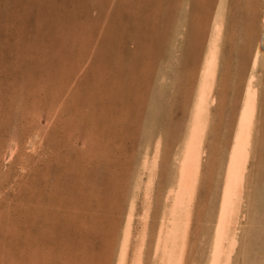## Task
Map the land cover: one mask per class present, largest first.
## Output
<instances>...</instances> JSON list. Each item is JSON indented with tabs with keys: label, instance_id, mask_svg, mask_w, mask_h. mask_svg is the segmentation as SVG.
I'll return each mask as SVG.
<instances>
[{
	"label": "rangeland",
	"instance_id": "1",
	"mask_svg": "<svg viewBox=\"0 0 264 264\" xmlns=\"http://www.w3.org/2000/svg\"><path fill=\"white\" fill-rule=\"evenodd\" d=\"M144 4L156 14L151 54L142 48L127 59L119 56V0H0V264H113L148 129L164 140L145 253L150 258L201 53L219 22L228 42L183 262L204 264L264 0ZM147 63L157 68L147 72ZM261 76L264 94V68ZM261 100L233 264H264Z\"/></svg>",
	"mask_w": 264,
	"mask_h": 264
},
{
	"label": "bare ground",
	"instance_id": "2",
	"mask_svg": "<svg viewBox=\"0 0 264 264\" xmlns=\"http://www.w3.org/2000/svg\"><path fill=\"white\" fill-rule=\"evenodd\" d=\"M261 22L260 33H258L254 52L249 62V72L243 78L238 103L239 111L236 115L231 141H229L227 158L225 156L223 179L220 178L222 179L221 191L213 219L208 255L204 264H233L232 258L239 244L238 226L242 215L248 166L253 150L255 124L263 103L261 99L264 97L261 87V75L264 68V7ZM224 33L225 26L217 22L212 27L201 53L196 78L192 85L191 100L188 104L185 130L181 139L175 143L176 152H173L174 154L171 152L173 154L172 173L169 172L170 174L166 177L167 182L164 181L167 183L164 185L166 189L165 192L163 191L162 200H159L161 202L159 221L150 258L146 259L145 253L149 244L148 233L151 228L149 223L155 204V185L159 180L160 158H162L160 155L164 140L161 133L154 136L149 129L148 132L144 129L147 138L144 139L143 147L139 151L140 165L136 170L132 187L130 191L128 190L129 197L123 223L121 222L122 228L120 236H118V245H115L117 249L113 264H183L184 262L188 247V235L191 232L193 204L203 169L202 162L205 163L203 158L206 154V134L210 124L211 111L217 101L216 89L219 71L224 62L222 52L223 42L226 39H224ZM166 61L168 62V60ZM177 69L179 68L177 67ZM165 78V75H162L161 79ZM148 115L150 116V114ZM144 116L146 117V115ZM151 124H154V121ZM262 127L264 126L262 125ZM138 201L141 204L140 208H137ZM136 219L137 226L135 227ZM207 230L205 229V231Z\"/></svg>",
	"mask_w": 264,
	"mask_h": 264
},
{
	"label": "crops",
	"instance_id": "3",
	"mask_svg": "<svg viewBox=\"0 0 264 264\" xmlns=\"http://www.w3.org/2000/svg\"><path fill=\"white\" fill-rule=\"evenodd\" d=\"M144 1L145 0H119V56L120 57L132 59V56H130L128 53H133L132 55L137 56L136 53L138 52V50L143 48L148 51L149 49H151L150 33H152L151 29L155 28L153 24L155 22L156 14L154 13L155 10L151 8L152 6L144 4ZM182 8L184 9L183 5H181L179 11H181ZM258 11L256 12L257 14ZM141 44H143V46H141ZM152 50L153 53L155 51V48H153ZM147 54L150 55L151 53L148 51ZM148 55H147L148 57L147 60H150V57ZM251 57H252V53H251ZM154 58H155V54L153 56V59ZM163 61L164 60L160 61L159 67L163 71L162 75H166V69H165L166 62ZM145 66H146L145 70L147 72H149L151 68H153L154 70L155 68H157L156 64L153 65L147 63ZM132 71L133 70H131V72L129 73L130 76L133 75ZM125 90L126 89H124V91ZM131 91L125 93L124 98L129 96Z\"/></svg>",
	"mask_w": 264,
	"mask_h": 264
}]
</instances>
